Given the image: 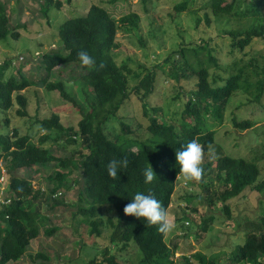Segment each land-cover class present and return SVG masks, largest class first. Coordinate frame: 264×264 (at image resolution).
<instances>
[{
	"label": "trees",
	"instance_id": "16d2710c",
	"mask_svg": "<svg viewBox=\"0 0 264 264\" xmlns=\"http://www.w3.org/2000/svg\"><path fill=\"white\" fill-rule=\"evenodd\" d=\"M189 1L175 2L174 11L187 10ZM6 5L0 0V41L7 35L12 38L19 35L17 27L9 26L10 16ZM62 5V0H43L39 3L44 15ZM201 7L209 8L214 16L248 19L247 27L227 31L232 36V47L242 51L253 38L261 37L264 40V0H206ZM85 11L83 15L65 19L59 26L60 47L57 50L41 51L39 66L45 69L46 75L39 82L30 80L19 69V78L15 73L5 78L4 73L11 62L4 60L0 64V110L16 107L17 115H28L30 98L25 90L32 84H38L45 90L56 91L63 101L71 102L80 115L74 125L67 127L60 122V108L48 117L37 118L35 123L44 131L37 142L30 133L21 135L14 128L0 134V166L10 175L4 188L7 193L4 200L7 202L0 204V264H20L30 241L39 236L41 228L45 235L57 230L58 226L47 224L48 216L40 213L43 202L51 208L66 205L59 195L63 193L62 188H71L68 181L78 185L74 213L77 218H73L77 229L82 224L86 225L90 237H99L103 231H109L105 237L106 246L102 248L98 244L102 248L100 255L88 260L87 264H123L119 256L110 253V243H121L120 250L132 244L141 255L138 264H173L175 250L166 243V235L157 231L158 226L148 227L143 218L125 215L123 208L137 192L146 195L151 192L167 211L179 179L175 153L194 138L203 146L204 153H210V149L216 150L211 160L202 165L203 180L208 178L209 181L206 184L203 180L199 182L205 195L197 197L198 202L207 204L209 210H214L213 205L220 203L218 212H221V219H233L230 215L233 198L247 188L263 191L264 178H259L257 164L225 153L214 141L213 129L222 123L226 104L238 89L250 92L252 100L262 106L264 73L254 83L249 81L245 67L253 64L248 61L249 65L242 64L236 72L219 82L220 77L211 75L207 66L213 63L219 68L217 60L208 51L207 62L204 61L198 53L203 48L199 43H195L197 47L191 43L180 44L161 63L152 64L150 68L145 64L140 65L143 72H133L128 64L132 59L127 57L117 63L113 51L118 47V30L125 33L137 31L140 16L129 11L115 18L106 7L94 3ZM205 16L208 22V16ZM139 42L143 45L142 39L139 38ZM81 50L93 57L97 64L103 61L105 67L99 71L81 67L77 58ZM68 63L84 70L69 80L73 84L66 86L63 79L48 80L56 66ZM162 75L172 76L176 80L180 77L185 80L195 78L194 88L188 91L182 117L177 122L167 117L166 108L147 107L157 78ZM73 85L75 91L72 93ZM131 96L141 102L144 122L133 114ZM232 121L236 128H249L253 124L251 119L246 118H233ZM9 122L8 117H3V123L7 125ZM67 145L73 148L65 154ZM53 146L60 151L55 152ZM124 157L128 159V167L119 169L116 179L111 178L107 171L108 163ZM149 166L157 178L146 184L143 172ZM46 168H51V171L44 177L48 183L44 187H36L28 176L12 173L22 169L37 172ZM2 170L0 168V174ZM187 200H190V196ZM196 211L197 208L192 209V212ZM180 212L176 213L179 215L176 221L180 222L177 228L184 230V219L189 223L190 216L185 208ZM214 217L212 213L203 218L198 236L208 230ZM237 224L244 228V241L222 260L227 264H264L259 262L264 257V212L252 220H238ZM96 244L94 241L91 245ZM200 253L194 252L190 257H194L198 264H216L213 259H207ZM28 255L32 264H47L50 259L43 250ZM190 262L186 256L184 264H192Z\"/></svg>",
	"mask_w": 264,
	"mask_h": 264
},
{
	"label": "rangeland",
	"instance_id": "374dc122",
	"mask_svg": "<svg viewBox=\"0 0 264 264\" xmlns=\"http://www.w3.org/2000/svg\"><path fill=\"white\" fill-rule=\"evenodd\" d=\"M3 1L7 3V12L10 16L9 26L17 27L16 30L19 32L17 38L7 35L0 41V64L4 60L11 62L4 73L5 78L14 73L16 78H19L17 70L19 69L21 74L29 77L30 80L35 83L39 82L46 75L45 69L39 66L41 51L57 50L60 47L59 26L69 17L85 14V10L92 3L106 7L115 18L129 11L136 12L140 16L137 31L125 33L118 30L116 37L118 47L113 51L117 63L127 57L132 59L128 64L133 72L142 73L143 69L140 65L145 64V67L150 68L152 64L161 63L170 52L180 47V44L199 43L203 48L198 50V53L204 61L207 62L208 51L217 60L219 68L213 63H209L207 66L211 75L217 74L220 77L219 82H222L221 79L224 80L230 73L236 72L237 67L242 64L248 63L249 65L248 61H252L253 64L245 67L249 81L254 83L264 73V40L261 37H255L248 46L240 51L238 48L232 47V36L227 32L247 27L248 19L214 16L209 8L201 7L206 4V0H190L187 10L178 13L174 11L173 5L180 0H145L144 2L141 0H116L114 2H109V0H71L70 3L62 0L61 8H52L46 15L41 12L39 6L43 0ZM205 15L208 16V22ZM139 38L142 39L143 45L140 44ZM195 46L197 47L196 44ZM83 72L84 70L77 69L74 64L68 63L56 66L47 76L48 80L52 81L63 79L66 86H70L73 83L69 80ZM129 77L131 79V75ZM160 77L157 78V83L150 94L151 97L149 96L147 100V107L150 109L157 106L166 108L167 117L177 122L182 117L184 103L189 97L188 91L194 88L195 78L194 80H185L180 77L176 80L172 76L162 75ZM130 84L132 85L133 82ZM73 89L74 85L71 89L72 93L75 91ZM250 91H253L252 88ZM25 92L30 98L27 108L28 115H17L16 107L0 110V134H6L14 128L21 135L30 133L33 135L32 139L37 142L39 136L44 133L43 130H40L39 124L35 123L37 118L48 117L57 108L61 110L59 119L65 127L74 125L80 118L79 112L71 102L60 99L56 91L45 90L43 86L32 84L31 87L26 88ZM252 97L250 92L243 89L236 90L226 104L222 123L214 126L213 132L214 141L221 146L225 153L255 162L259 168V178L261 179L264 178V96L261 99L262 106L254 102ZM130 102L135 117L144 122L141 102L135 96H131ZM64 104L66 105L64 106ZM3 117L10 119L7 125L3 123ZM233 118L251 119L253 124L249 128H236L233 126ZM52 148L55 152L60 151L55 146ZM72 148L73 146L67 145L65 154L71 152ZM214 152H216L215 149L210 153H204V163L211 160ZM0 168L4 169L2 166ZM50 171L51 168L40 169L37 172L34 169L28 171L22 169L18 172L12 171V173L28 176L35 182L36 187H44L48 184L44 177ZM9 176L6 170V172L3 171L0 178V204L7 195L4 188ZM208 181V178L203 180L205 184ZM68 183L71 184V188L68 190L62 188L63 193L59 195L66 205L51 208L43 202L40 213L48 216L47 224L58 226L57 230L51 235H45L41 228L39 236L30 241L29 249L20 264H32L28 254L37 250H43L50 256L47 264H87L88 260L100 255V250L106 246L105 237L109 234L108 229L103 231L99 237H90L86 225L82 224L78 229L74 225L73 218H77L74 213L78 201V185L73 184L72 181H68ZM199 184L191 182L185 187L182 180L178 179L170 207L167 210L169 217L178 226L180 222L176 221V216L179 215L176 213L180 212V209L185 208L192 220L191 222L189 219V223H187L184 219L186 229L183 230L179 227L165 236L168 246L175 250L173 264H184L186 256L190 259V263L198 264L194 257H190L194 252H201L202 256L213 259L216 264H227L222 260L223 257L231 255L236 245L243 243L245 238L244 228L239 226L237 221H243L246 218L252 220L257 214L264 212V190L261 192L250 188L243 190L240 195L231 200L230 215L233 219H221V212H218L220 203L213 205L214 211L209 210L207 204L198 202L197 197L201 198L205 195ZM189 196L190 200H187ZM185 198L186 200H184ZM193 208H197V211L192 212ZM100 213L98 217H100ZM212 213L215 215L212 224L207 231L198 236L197 233L202 226L203 218ZM94 241L97 244L92 246ZM98 244L102 248L98 247ZM121 247V243H110V253L119 256L123 260V264L139 263L141 255L132 244L123 250H120ZM259 262L264 263V257L260 258Z\"/></svg>",
	"mask_w": 264,
	"mask_h": 264
},
{
	"label": "clouds",
	"instance_id": "9594fccd",
	"mask_svg": "<svg viewBox=\"0 0 264 264\" xmlns=\"http://www.w3.org/2000/svg\"><path fill=\"white\" fill-rule=\"evenodd\" d=\"M77 58L80 62V66L86 67L89 70L99 71L105 67L103 61L97 64L95 59L84 50L77 53ZM204 155L203 146L195 138L182 146L180 150L176 151L175 160L176 164L179 165L178 178L182 180L185 187L191 182L199 183L203 180L204 169L202 165L204 163ZM127 167V157L120 160L113 159L107 165L108 175L116 179L118 170L126 169ZM3 171L5 172L4 169L2 172ZM2 174L3 173H1L0 178ZM143 175L146 184L151 183L157 178L151 166L144 170ZM5 202H7V200L3 198L1 204ZM123 213L125 215L134 216L137 219L143 218L148 227L157 225V231L161 234H170L177 228V225L169 217L161 202L156 199L151 192L147 195L137 192L132 198V201L124 206Z\"/></svg>",
	"mask_w": 264,
	"mask_h": 264
},
{
	"label": "built area",
	"instance_id": "2783aa9c",
	"mask_svg": "<svg viewBox=\"0 0 264 264\" xmlns=\"http://www.w3.org/2000/svg\"><path fill=\"white\" fill-rule=\"evenodd\" d=\"M21 58V57H20Z\"/></svg>",
	"mask_w": 264,
	"mask_h": 264
}]
</instances>
